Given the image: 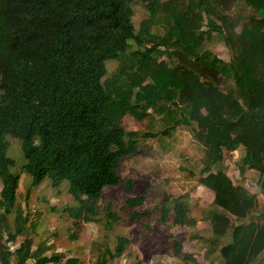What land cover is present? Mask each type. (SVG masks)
<instances>
[{"label":"trees","instance_id":"16d2710c","mask_svg":"<svg viewBox=\"0 0 264 264\" xmlns=\"http://www.w3.org/2000/svg\"><path fill=\"white\" fill-rule=\"evenodd\" d=\"M132 1L0 0V264H79L56 251L48 255L51 247L29 236L8 137L20 144L32 186L66 181L75 203L70 216L94 222L104 187L121 182L120 159L139 155L141 139L168 136L179 126L191 128L205 149L202 167L190 175L214 194L204 258L214 264L217 250L220 264H253L264 254L256 194L217 169L224 151L241 147L240 173L256 171L264 192V0H140L147 15L137 28ZM236 3L239 10L231 12ZM214 34L230 50L228 61L205 48ZM109 62H117L112 72ZM151 114L162 117L156 132L122 125L124 116L141 122ZM143 202L136 195L125 205ZM105 210L108 224L119 220L110 203ZM145 216L131 211L129 220ZM169 219L194 226L184 195L162 198L158 220ZM127 242L119 237L96 264L120 256ZM173 249L201 264L181 251V241Z\"/></svg>","mask_w":264,"mask_h":264},{"label":"rangeland","instance_id":"374dc122","mask_svg":"<svg viewBox=\"0 0 264 264\" xmlns=\"http://www.w3.org/2000/svg\"><path fill=\"white\" fill-rule=\"evenodd\" d=\"M132 3V20L137 28L147 13L140 0H133ZM237 10L238 4L231 12ZM157 30L163 31L161 28ZM205 48L225 61L231 57L230 50L217 34L205 43ZM116 65L117 62H109L108 71L112 72ZM161 118L151 114L150 118L138 122L130 116H124L122 125L126 130L156 132L162 129ZM8 142L7 154L15 160L13 171L20 175L17 203L28 214L27 226L33 243L49 245L51 249L48 255L56 251L63 255V259L76 257L79 264H96L103 250L108 247L113 251L118 238L122 237L128 240L127 246L120 256L108 259L106 264H134L136 260L140 264H191V261H183L174 251L175 241H181L183 253L193 255L201 264H209L203 256L209 247L204 238L212 235L211 225L206 218L209 208L213 206L214 194L198 183L197 175H190V171H198L202 167L205 159V149L196 140L191 128L179 126L168 136L141 139L139 155L121 158L118 168L121 182L116 186L104 187L98 219L94 222L81 220L75 223V219L70 216L67 209H72L75 203L67 191L66 181L58 188H52L49 179L32 186L31 177L22 171L25 159L19 142L11 137H8ZM243 153L241 147L234 152L224 151V160L217 169L224 170L235 185L256 194L258 202L255 216L264 210V194L256 185V171L247 169L240 173L239 159ZM128 181H131L129 189L126 186ZM136 195L144 197L143 204L135 208L127 207L126 198ZM165 195H184L188 216L194 219L193 227L174 226L170 219L168 224L160 223L158 208ZM107 203L111 204V211L119 216V220L111 224L106 220ZM131 211L145 212L147 216L130 221ZM12 219L10 217L9 222ZM31 223H35L33 228ZM74 233L76 238L71 237ZM22 240V237H18L16 244L7 245L13 250ZM226 242L227 239H223L220 245ZM219 256L217 250L211 256L214 264L221 263ZM259 261L264 263V254L259 257Z\"/></svg>","mask_w":264,"mask_h":264},{"label":"crops","instance_id":"0c3cea01","mask_svg":"<svg viewBox=\"0 0 264 264\" xmlns=\"http://www.w3.org/2000/svg\"><path fill=\"white\" fill-rule=\"evenodd\" d=\"M257 179H258V178H257ZM262 193L264 194V192H262ZM259 262H260V261H259V258H258V259L255 260V262H254L253 264H259ZM261 263H262V262H261ZM262 264H264V263H262Z\"/></svg>","mask_w":264,"mask_h":264}]
</instances>
